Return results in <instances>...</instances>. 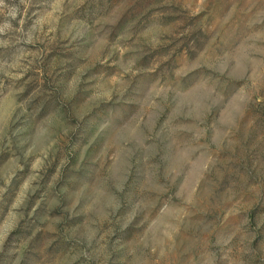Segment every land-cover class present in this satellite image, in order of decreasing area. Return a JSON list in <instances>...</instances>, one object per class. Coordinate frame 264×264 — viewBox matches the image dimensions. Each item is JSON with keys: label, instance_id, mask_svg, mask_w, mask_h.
Segmentation results:
<instances>
[{"label": "rangeland", "instance_id": "374dc122", "mask_svg": "<svg viewBox=\"0 0 264 264\" xmlns=\"http://www.w3.org/2000/svg\"><path fill=\"white\" fill-rule=\"evenodd\" d=\"M0 264H264V0H0Z\"/></svg>", "mask_w": 264, "mask_h": 264}]
</instances>
